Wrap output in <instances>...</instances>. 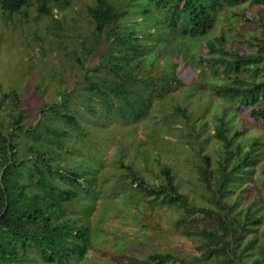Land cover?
Wrapping results in <instances>:
<instances>
[{
  "label": "rangeland",
  "instance_id": "374dc122",
  "mask_svg": "<svg viewBox=\"0 0 264 264\" xmlns=\"http://www.w3.org/2000/svg\"><path fill=\"white\" fill-rule=\"evenodd\" d=\"M96 1L70 0L69 7L54 8L53 20L38 18L35 6L29 9L28 22L19 15L8 17L0 10V99L3 101L0 113L22 114L23 125L15 130V136L25 138L29 137L28 129L39 123V139H48L54 125L49 116L53 114L68 113L77 119L73 126L65 120L56 124L61 132L72 134L73 138L65 145L75 157L73 171L86 172L85 179L80 180L85 191L71 204L68 215H83L91 228V244L86 256L73 264H154L148 258L154 253H169L176 258L167 264H222L219 259L201 260L203 253L197 247L202 246L203 241L199 236L185 235L184 225L191 216L180 203L152 202L154 197L144 199L136 189L137 184H130L132 176L127 166L134 168L151 187L165 184L161 168L170 167L178 193L188 199L189 206L216 210L215 195L201 182L199 168L206 167L204 159L208 157L210 171L217 172L225 148L224 141L215 137L220 123L218 117L223 116L225 109H233L236 117L233 123L227 124L232 141L230 148L236 150L241 143L247 151L257 141V156L255 172L247 187L237 188L224 200L235 203L232 213L240 208L245 210L255 202L258 214L264 215V119H254L250 108L231 104L216 94L214 84L220 83L222 78L214 75L208 62L200 61L209 52L205 40L171 35L165 25L153 27L147 36L148 60L143 74L140 77L131 74L141 86L146 82L152 87L154 77L163 93L160 97L145 95L146 116L139 121H122L114 114L94 112L88 96L79 94L90 82L80 75L98 66L105 45L101 44L83 59V67L70 62L66 54L73 47L79 56L85 52L81 42L84 37L92 38L94 29L86 7ZM110 1L122 6L129 0ZM129 15L123 18L121 27L143 20L134 13L132 17ZM249 20L254 23L250 24ZM260 20H264V0L248 1L241 9L219 14L215 28L209 30L207 36L210 40L225 37L228 41L225 47L231 49L230 52L234 49L242 55L256 52V47H251L250 43L263 34ZM54 21L61 22L64 31L56 29L59 23ZM53 23L55 25H50ZM120 31L129 32L125 28ZM59 40L64 42L63 49L53 44ZM158 43L166 48L161 52L156 70H152L156 58L153 49ZM170 61L178 65L175 79ZM13 92L19 96L16 106L11 104ZM54 106L55 113L51 111ZM179 107L185 113L179 111ZM42 108L48 112L42 113ZM128 115L131 117L130 113ZM237 132L243 134L236 138ZM17 143L20 158L31 156L23 141ZM213 224L212 218L205 219L200 221L199 227L211 229ZM251 240H256L253 251L259 255L257 248L264 247V220L260 225H252L239 244L244 248Z\"/></svg>",
  "mask_w": 264,
  "mask_h": 264
},
{
  "label": "trees",
  "instance_id": "16d2710c",
  "mask_svg": "<svg viewBox=\"0 0 264 264\" xmlns=\"http://www.w3.org/2000/svg\"><path fill=\"white\" fill-rule=\"evenodd\" d=\"M248 1L258 3L262 0H129L123 2L122 6L110 0H97L93 6L86 7L94 29L92 38L84 37L81 42L85 52L79 56L73 47L66 54L70 62L83 67V59L101 44L105 45L98 66L80 75L83 78L86 76L90 82L89 87L79 94L87 95L94 112L101 115L114 114L122 121H139L146 116L148 105L144 100L145 95L150 93L160 97L163 93L154 77L152 87L146 82L141 86L131 74L136 73L137 77L143 74L148 60L147 36L153 27L157 29V25H165L171 35L205 40L209 52L200 61L208 62L214 75L222 78L220 83L214 84L216 94L231 104L238 103L250 108L254 119H264V31L254 38V43H250L251 47H256V52L245 55L238 49L230 52L231 49L225 47L228 43L225 37L210 40L207 36L209 30L215 28L219 14L241 9ZM32 6L36 7L38 18L49 17L53 20L54 8L69 7L70 0H0V10L4 15H19L27 22ZM133 13L142 16L143 20L121 27L123 18L129 14L132 17ZM58 23L55 28L64 31V26ZM249 23L254 22L249 20ZM259 24L264 28V20H260ZM123 28L129 32L120 31ZM53 44L62 49L65 46L62 40ZM165 48L166 45L160 46L158 43L153 49L156 58L152 70H156ZM171 61L172 78L175 79L178 65ZM245 72L250 73V77L244 76ZM10 99L11 104L16 106L19 96L13 92ZM2 102L0 99V107ZM178 110L185 113L180 107ZM51 111L55 113L56 107H52ZM41 112L48 111L42 108ZM128 113L131 117H127ZM236 114L233 109H225L223 116L218 117L220 123L215 137L224 141L225 148L217 172L210 171L208 157L204 159L206 167L199 168L201 182L209 193L215 195L216 210L207 206L200 209L189 206L188 199L178 193L176 178L170 167L161 168L165 184L159 187H151L134 168L127 166V169L132 176L130 184H137L136 189L144 199L154 197L152 202L169 200L180 203L191 216L188 224L184 225L187 229L184 233L186 236L201 237L203 245L197 247L203 253L201 260L208 262L219 259L222 264H263V246L257 248L260 251L258 255L253 251L256 240L249 241L244 248L239 243L252 225L263 223L264 215L258 214L255 202L245 210L240 208L232 213L235 203L224 200L237 188L245 189L255 172L257 141L247 151L241 143L236 150L230 148L232 141L228 136L227 124L233 123ZM49 117H52L54 125L49 130L48 139H39V123L28 129L29 137L25 138L15 136V130L23 125V115L11 111L7 115L0 113V264H73L86 256L91 244V228L83 220V215H68L71 204L77 201L81 191H85L80 180L85 179L86 172L73 171L76 169L75 157L65 145L68 139L73 138L72 134L63 133L56 126L64 120L73 126L77 119L74 115L61 112ZM242 134L237 132L235 137ZM17 141L24 142L31 156L19 157ZM210 218L214 222L211 229L199 227L201 220ZM148 258L154 264L176 260L169 253H154Z\"/></svg>",
  "mask_w": 264,
  "mask_h": 264
}]
</instances>
